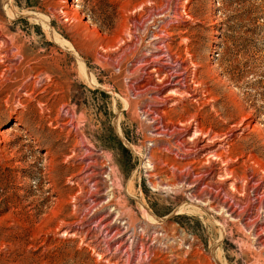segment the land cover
<instances>
[{
    "label": "rangeland",
    "instance_id": "1",
    "mask_svg": "<svg viewBox=\"0 0 264 264\" xmlns=\"http://www.w3.org/2000/svg\"><path fill=\"white\" fill-rule=\"evenodd\" d=\"M124 223L130 264H264V0H0V264Z\"/></svg>",
    "mask_w": 264,
    "mask_h": 264
},
{
    "label": "bare ground",
    "instance_id": "2",
    "mask_svg": "<svg viewBox=\"0 0 264 264\" xmlns=\"http://www.w3.org/2000/svg\"><path fill=\"white\" fill-rule=\"evenodd\" d=\"M49 31V30H48ZM47 31V32H48ZM164 36L166 35V32H164V34H163ZM156 37V36H155ZM155 37H153V38H155ZM152 38V39H153ZM158 39H160V37H157ZM156 39V38H155ZM154 40H150L149 41V43L150 44H152V46L154 45ZM155 49L157 50V49H159L158 47H155ZM7 53V52H6ZM81 64V63H80ZM82 65V64H81ZM83 66V65H82ZM161 66H165L164 65V63H162L161 64ZM83 69V68H82ZM85 70V69H84ZM160 70H163L162 68L161 69H159V71ZM156 71H158V70H156ZM164 71V70H163ZM166 73H167V71H165ZM84 73V76L86 77V79H90V78H88V75L86 74V71L85 72H83ZM83 75V74H82ZM83 76V77H84ZM168 77H171V76H168ZM84 79V78H83ZM170 79V78H169ZM168 79V80H169ZM90 80H92V79H90ZM89 82V81H88ZM92 82V81H91ZM177 82V81H176ZM90 84V83H89ZM93 84H95V83H92V85ZM90 86H91V84H90ZM173 188V187H172ZM199 203V202H198ZM193 206H195V208H198L196 205H193ZM184 207V206H183ZM143 208V207H142ZM199 209V211H201L202 213H205V214H208L207 212H206V210L204 211V210H201L200 208H198ZM143 210L145 211V214H146V218L148 219V223L149 224H152V225H154V224H156L157 223V219L155 218V216H153L149 211H147L146 209H144L143 208ZM196 210V209H195ZM199 211H197V212H199ZM118 218H120L119 216L118 217H116V219H118ZM102 220V219H101ZM147 221V220H146ZM113 223L112 222H110V223H107L103 228L106 230V231H108V229H109V227L112 225ZM102 228V229H103ZM156 229V228H155ZM95 231H97V229L96 230H94V229H91V228H89L88 229V233H91V234H95L94 235V239H93V241H90L89 243L90 244H88V246L91 248V250L93 251V252H96V250L95 249H101L102 250V257L103 258H105L106 256H109L110 257V259L112 258V256H110L111 254L109 253V243L106 245V246H104V241H103V236H102V234L100 235V231L97 233V232H95ZM155 231H157V232H159L158 230H155ZM158 234V233H157ZM115 235H116V237H119V238H121V241H122V245L123 244H125V243H129V246H128V248L125 250V252H124V254L123 255H121L120 257H118L117 258V261H116V263H114V264H130V262H131V253H130V251H129V247H130V245L134 242V237H135V234L130 230V228H129V224L128 223H124V228H121L120 230H118V231H116V233H115ZM93 236V235H92ZM157 236V235H156ZM160 236H162V234L160 233ZM121 243V242H120ZM104 247H106V248H104ZM113 254V253H112Z\"/></svg>",
    "mask_w": 264,
    "mask_h": 264
}]
</instances>
